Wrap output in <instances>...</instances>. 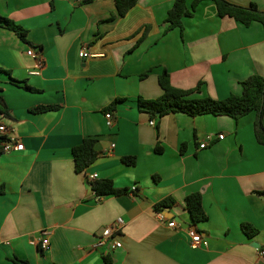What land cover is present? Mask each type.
I'll return each mask as SVG.
<instances>
[{"label": "crops", "instance_id": "obj_1", "mask_svg": "<svg viewBox=\"0 0 264 264\" xmlns=\"http://www.w3.org/2000/svg\"><path fill=\"white\" fill-rule=\"evenodd\" d=\"M83 1L0 0V17L26 30L29 42L0 23V70L37 90L0 74L9 113L0 114V124L24 145L0 152V264H264V196L257 195L264 191V146L256 113L239 121L182 113L152 119L139 107L140 98L162 96L165 71L175 88L200 87L194 98L241 95L242 82L264 76L263 26L220 18L215 3L204 1L183 29L167 31L175 0H140L114 19V0ZM227 1L264 11V0ZM30 48L42 52V63ZM38 106L57 109L33 112ZM210 134L225 138L200 149ZM87 138L97 141L99 157L78 174L72 152ZM129 157L135 165L124 162ZM93 175L128 193L98 197L86 181ZM196 193L208 216L197 225L186 209ZM167 199L174 203L161 222L155 208ZM119 218L122 248L103 254L97 238ZM171 220L178 228L168 226ZM243 224L259 234L248 238ZM190 227L206 244L192 246Z\"/></svg>", "mask_w": 264, "mask_h": 264}, {"label": "trees", "instance_id": "obj_2", "mask_svg": "<svg viewBox=\"0 0 264 264\" xmlns=\"http://www.w3.org/2000/svg\"><path fill=\"white\" fill-rule=\"evenodd\" d=\"M95 0H84L83 4L92 3ZM116 3L117 14L111 19L117 17H125L140 0H114ZM204 1H212L216 5L217 14L220 18H232L238 23L249 27L253 23L258 22L264 28V11L260 10L256 4L249 7H243L230 3L227 0H194L189 6L188 0H175V3L168 13L166 23L167 31L177 28L183 29V20L187 17H193L199 5ZM110 19V20H111ZM0 23L14 31L23 41L28 42V33L22 27L16 25L13 21L0 17ZM10 77V81L28 91H37L30 88L25 82L16 80L10 76L8 72L0 70ZM159 84L163 90V94L156 100H145L140 98L139 107L150 115L152 119H161L170 114H186L191 117L212 115L227 116L236 121L243 117L256 113L255 135L258 143L264 146V76L253 75L242 82L243 93L241 95H231L224 100H215L211 97L194 98L193 94L200 91V87L196 90L185 91L175 88L170 81V74L165 71L159 78ZM2 88H0V93ZM54 106H38L32 111L35 113H45L56 110ZM108 111H111L108 109ZM0 114L9 117L8 110L4 105L3 98L0 96ZM6 138L0 137V152H2V143ZM97 141L87 138L82 144L73 149V158L75 162V170L78 174L84 173L91 165H93L99 157L96 150ZM160 152L161 149H158ZM124 162L128 165H135L136 158H125ZM88 185L96 193L98 197L121 196L128 193L127 189H118L111 180H90L86 179ZM1 191V189H0ZM257 195L264 196V191L257 192ZM172 199H167L156 206L157 212H163V209L173 205ZM186 209L190 214L193 224L204 223L208 221V216L203 207V197L201 194H192L186 198ZM243 232L248 238H253L259 234V230L251 224L242 225ZM264 251V247L262 250Z\"/></svg>", "mask_w": 264, "mask_h": 264}, {"label": "built area", "instance_id": "obj_3", "mask_svg": "<svg viewBox=\"0 0 264 264\" xmlns=\"http://www.w3.org/2000/svg\"><path fill=\"white\" fill-rule=\"evenodd\" d=\"M27 54L37 60L38 62L42 63L43 58H42V52L40 50H36L33 48H30L27 52ZM88 54L85 51H82L80 53L81 58H86ZM106 117V125L109 128H112L115 125V116L112 112L107 111L105 114ZM151 125H155V121L151 122ZM7 132L8 128L0 124V137L6 138L5 141L2 143V150L5 153H11L13 151H22L24 150V145L19 143V140L15 137L8 138L7 137ZM218 138L219 140H224L225 136L224 135H208L200 144V149H206L211 143L214 142V140ZM115 146H112L114 148ZM97 175L89 176L88 178L90 180H97ZM138 192V187L134 186L132 187L130 193L134 195L135 193ZM158 217L161 222H164L167 220L166 215L163 212H158ZM125 222L123 218H119L112 226L106 228L100 236H98L97 241L95 243V249H98L103 252V254H108L111 251H115L117 249L122 248V243L118 240L117 235L121 231V228L124 226ZM168 226L170 228H178V224L176 223L175 220H171L168 223ZM188 234L191 238L192 241V246L194 248H198L206 242L202 238L201 234L195 229L194 227H190L188 229ZM50 245V241L48 238L42 240V248L48 249ZM262 255L264 256V251H262Z\"/></svg>", "mask_w": 264, "mask_h": 264}, {"label": "water", "instance_id": "obj_4", "mask_svg": "<svg viewBox=\"0 0 264 264\" xmlns=\"http://www.w3.org/2000/svg\"><path fill=\"white\" fill-rule=\"evenodd\" d=\"M258 247V246H257Z\"/></svg>", "mask_w": 264, "mask_h": 264}]
</instances>
